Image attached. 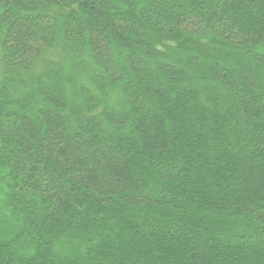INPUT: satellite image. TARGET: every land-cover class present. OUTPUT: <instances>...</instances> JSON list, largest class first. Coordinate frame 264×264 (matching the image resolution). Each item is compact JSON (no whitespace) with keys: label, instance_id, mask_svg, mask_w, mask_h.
<instances>
[{"label":"trees","instance_id":"1","mask_svg":"<svg viewBox=\"0 0 264 264\" xmlns=\"http://www.w3.org/2000/svg\"><path fill=\"white\" fill-rule=\"evenodd\" d=\"M0 264H264V0H0Z\"/></svg>","mask_w":264,"mask_h":264}]
</instances>
